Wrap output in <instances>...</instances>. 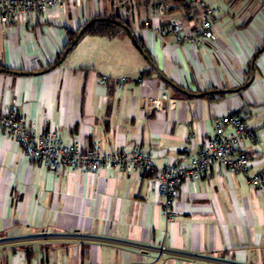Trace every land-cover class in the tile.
<instances>
[{"label": "crops", "instance_id": "0c3cea01", "mask_svg": "<svg viewBox=\"0 0 264 264\" xmlns=\"http://www.w3.org/2000/svg\"><path fill=\"white\" fill-rule=\"evenodd\" d=\"M132 3L68 0L11 26L0 22V109L16 101L32 132L51 128L84 149L140 146L159 168L188 164L214 134L213 118L238 113L257 133L244 142L250 171L264 168V0H214L221 19L206 46L180 44L146 25L198 21L191 2L172 0L167 15L157 12V0ZM115 14L130 22L152 62L118 28L84 34L52 66L71 33ZM99 74L110 81L102 84ZM124 75L130 80L120 88ZM163 94V108L146 101ZM164 228L148 173L103 167L56 177L0 131V238H29L1 248L0 264H264V191L214 161L204 177L181 185L166 236L170 253L157 261Z\"/></svg>", "mask_w": 264, "mask_h": 264}, {"label": "built area", "instance_id": "2783aa9c", "mask_svg": "<svg viewBox=\"0 0 264 264\" xmlns=\"http://www.w3.org/2000/svg\"><path fill=\"white\" fill-rule=\"evenodd\" d=\"M68 0H0V22L4 26L14 25L22 20H28L34 13H47L55 7H63ZM172 0H157V12L160 15L170 13ZM200 11L199 20L187 23L182 19H166L163 23L146 21L163 36H174L180 44L206 46L216 39L215 29L220 23L221 9L214 0H188ZM102 84L110 81L111 77L99 74ZM142 80V74L136 77ZM129 76L116 79L120 88L128 84ZM168 96L163 94L161 99L147 98L154 109L163 108ZM214 134L204 140L199 152L188 164L173 163L157 167L152 153L144 151L140 146L132 150L116 149L104 152L99 145L82 148L76 143H65L60 134L44 128L40 134H35L28 128L16 101L8 111L0 109V131L15 139L22 146L24 153L44 163L49 170L60 177L65 169L71 172H97L103 167L118 170L134 169L150 175V182L162 198V211L165 219V238L158 248L160 261L170 253L166 242L169 225L172 222V206L180 193L181 185L187 180H198L204 177L210 164L219 162L235 173L243 174L260 192L264 191V168L251 173L249 156L244 150L246 139L257 140V133L250 127L244 116L229 113L213 118ZM43 235L42 238H48ZM29 238H0V249L25 243ZM30 238L29 241H31Z\"/></svg>", "mask_w": 264, "mask_h": 264}, {"label": "trees", "instance_id": "16d2710c", "mask_svg": "<svg viewBox=\"0 0 264 264\" xmlns=\"http://www.w3.org/2000/svg\"><path fill=\"white\" fill-rule=\"evenodd\" d=\"M176 1H179L181 5H185V4L189 3L188 0H176ZM95 18H96V20L90 24V26L88 27V29L86 30V32L84 34L92 33V34H100V35H112L118 28H123L126 32L130 33V35L132 33V31L130 29L131 28L130 22L127 19H123L119 14H115V15H111V16H97ZM80 29L77 32L70 34V42H69L68 46L76 38ZM136 41H137L138 45L140 46V48L145 52V50L142 47V45L140 44V42L137 39H136ZM62 55L63 54H61L57 58V60L52 64V66H55L56 62L61 58Z\"/></svg>", "mask_w": 264, "mask_h": 264}, {"label": "water", "instance_id": "95a60500", "mask_svg": "<svg viewBox=\"0 0 264 264\" xmlns=\"http://www.w3.org/2000/svg\"><path fill=\"white\" fill-rule=\"evenodd\" d=\"M96 20V18L90 20L89 22H87L83 27H81L80 31L78 32L76 38L71 42V44L67 47V49L65 50V52L63 53V55L61 56V58L56 62L55 66L60 64L64 58L68 55V53L74 48V46L77 44V42L80 40V38L82 37V35L86 32V30L88 29V27L90 26L91 23H93ZM131 36L133 38V41L135 42L136 46H138V48L141 50V52L148 58V60L150 62H152L150 60V58L146 55V53L140 48V46L138 45L136 38L134 37V35L131 33ZM264 48V45L261 47L260 50H262ZM155 68L157 69V67L155 66Z\"/></svg>", "mask_w": 264, "mask_h": 264}, {"label": "rangeland", "instance_id": "374dc122", "mask_svg": "<svg viewBox=\"0 0 264 264\" xmlns=\"http://www.w3.org/2000/svg\"><path fill=\"white\" fill-rule=\"evenodd\" d=\"M118 1H120V2H123V4H128L129 2H133L134 4L136 3H144V4H146L147 5V7L148 6H152L153 5V2L155 1V0H118ZM132 3V4H133ZM171 4V3H170ZM176 6V5H175ZM174 6L172 5L171 6V8H170V11L172 10V8H173ZM121 30V29H120Z\"/></svg>", "mask_w": 264, "mask_h": 264}]
</instances>
